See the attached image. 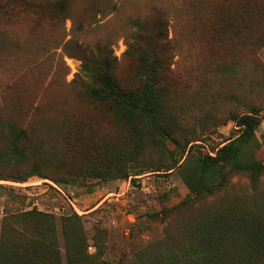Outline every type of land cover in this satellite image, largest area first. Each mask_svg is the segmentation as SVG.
<instances>
[{
    "label": "rangeland",
    "instance_id": "1",
    "mask_svg": "<svg viewBox=\"0 0 264 264\" xmlns=\"http://www.w3.org/2000/svg\"><path fill=\"white\" fill-rule=\"evenodd\" d=\"M69 1L72 5L77 3V0ZM118 1L116 11L98 13L90 20L84 17V8L75 4L71 14L74 20L83 23L82 33L77 30L76 22L72 24L62 15L56 17L48 13L35 24L33 17L25 12L10 16L0 14V27L8 31H20L24 35H30L32 30L52 34L56 24L62 38L63 47L56 51L67 66L66 74L56 72L53 76L48 71L56 59L46 62L42 57L31 59L26 53L21 56V68L26 76L19 89L27 106H38L35 117L54 135H61V131L72 124L77 138L71 140L70 146L83 149L85 153L76 154V161L63 162L65 167H58L57 171H48L63 180L62 183L36 176L21 183L0 179V234L4 221L19 212L32 207L46 212L55 224L60 264H134L137 259L169 258L172 253L183 258L189 238L194 236L199 240L191 232L205 211L221 209L230 199L247 201L258 197L264 202V169L254 177L234 171L219 190L196 198L189 192L177 167L164 170L173 158L181 164L188 155V148L190 159L205 153L213 155L216 147L236 135L232 115L250 109L258 111L260 124L256 131L259 145L253 151L248 148V152L264 165V43L257 48L231 47L226 35H216L213 28L219 26L215 19L219 18L220 22L224 8L232 10L236 1L213 0L211 10L215 17L193 23L181 15L188 0H169L176 8L167 19V37L163 39L166 58L159 77L167 89L169 112L174 120L170 125L164 124L170 136L163 138L152 133L127 132L117 125L105 104L92 101L87 95L76 96L69 85L81 75L82 59L89 56L98 41L108 45L110 57L115 60L112 77L122 85L134 84L135 64L133 58L124 53L128 28L125 29L123 22L134 13L135 7L140 9L142 17L159 14L156 8L163 6L154 0ZM12 12L18 11L13 9ZM12 75L10 69L5 74L0 71V98L5 76ZM81 79L86 77L81 75ZM26 111L31 113L30 109ZM27 113L15 116L24 125L38 124L32 119L28 121ZM61 118L69 122L61 120L62 124L55 127L53 120ZM60 138L55 137L54 143L62 148ZM98 152L105 155L101 160H98ZM115 158L120 159L116 164L127 170V179L101 180L81 176L78 172L83 165H101L100 161L107 163ZM33 161L28 155L20 165L21 170L30 169ZM67 168L71 169V175L67 174ZM10 170L11 165L1 164L0 176L9 174ZM76 173L78 175L74 176ZM72 212L78 219L72 224L74 229L66 223L69 233H65L64 218ZM63 232L73 246L66 245ZM72 251L79 257L76 254V258L69 257Z\"/></svg>",
    "mask_w": 264,
    "mask_h": 264
},
{
    "label": "trees",
    "instance_id": "2",
    "mask_svg": "<svg viewBox=\"0 0 264 264\" xmlns=\"http://www.w3.org/2000/svg\"><path fill=\"white\" fill-rule=\"evenodd\" d=\"M154 1L163 6L156 8L159 14L151 13L141 17L140 9L135 7L134 13L123 22L125 29L128 28L124 38V53L132 57L135 64L133 85L119 84L112 77L115 60L110 57L108 45L100 41L90 50L89 56L82 59L80 70L86 79L80 80L81 75H77L69 85L76 96L87 95L92 101L105 104L114 115L117 125L127 132L136 135L152 133L163 138L170 136L164 124L170 125L174 117L169 112L168 92L160 83L159 72L166 58L163 39L167 37V19L176 6L169 0ZM222 1L227 3L230 0ZM233 1H236L234 8L231 10L226 6L220 14V22L219 18L215 19V24H219L218 27H213L215 34H225L231 47H261L264 43V2ZM212 2L213 0H188L186 10L181 15L193 23L215 17V12L211 10ZM77 3L84 8L87 20L98 13L104 15L114 12L120 5L118 0H77ZM77 3L72 5L69 0H0V14L10 16L25 12L33 17L35 24L48 13L56 17L62 15V18H69L72 24L76 22L77 30L82 33L83 23L74 20L71 14ZM13 9L18 12H12ZM57 27L54 24L52 34L32 30L30 35L0 27V71L3 74L8 69L13 72L12 77L5 76L6 83L1 87L0 98V165H11L12 170L9 174L0 176V179L21 183L36 176L62 183L63 180L48 171H57L58 167H65L63 162L74 160L76 154L85 153L83 149L70 146L71 140L77 138L73 134L72 124L65 127L61 135H54L47 126L40 123L41 119L35 117L34 111L38 106L29 103L27 106L23 92L19 89L26 76L25 70L21 68V56L26 53L31 59L42 57V61L46 62L56 59L48 71L53 76L56 72L66 74L67 66L56 51L63 47ZM28 109L31 113H27ZM20 113H27L30 117L28 121L32 119L38 124L24 125L15 116ZM231 119L237 126L236 135L216 147L213 155L205 153L190 159L188 148V155L181 164H178V159L173 158L171 164L164 169L168 171L177 167L195 198L219 190L234 171H243L254 177L264 169V165L248 152V148L253 151L259 145L256 137L260 124L258 111L250 109L232 115ZM61 120L69 122L65 118L54 119L53 125L59 127ZM57 136L62 137V148L55 146L54 139ZM28 155L34 163L30 169L23 171L20 165ZM97 156L101 160L105 155L98 152ZM117 161L120 159L115 158L107 163L100 161L101 165L86 164L78 172L80 171L81 176L101 180L114 177L127 179V170L118 166ZM110 165L114 168H108ZM66 171L71 175V169L67 168ZM76 175L78 174L74 176ZM247 201L230 199L221 209L215 207L205 211L191 232L199 240L194 236L189 238L183 258H177L172 253L169 258L137 259L134 264H264V202L258 197ZM75 219L78 216L73 212L64 218L65 233H69L66 223L74 229L72 224ZM54 228L53 217L35 207L8 218L4 221L0 234V264H60ZM65 233L63 232L66 245L73 246ZM191 246L195 248L192 249ZM75 254L78 258V253L74 251L69 253V257L76 258Z\"/></svg>",
    "mask_w": 264,
    "mask_h": 264
}]
</instances>
